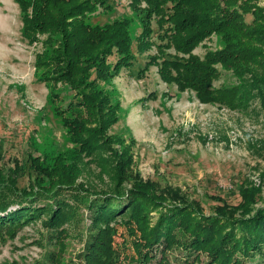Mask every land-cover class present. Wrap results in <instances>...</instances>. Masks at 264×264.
<instances>
[{"label": "trees", "instance_id": "trees-1", "mask_svg": "<svg viewBox=\"0 0 264 264\" xmlns=\"http://www.w3.org/2000/svg\"><path fill=\"white\" fill-rule=\"evenodd\" d=\"M22 20V37L30 45L43 40V51L35 57V75L48 84L54 111L76 146L60 154L53 166L43 170L49 185L19 190L16 180L0 173V234L15 237L20 229L42 215L46 227L60 224L68 203L63 192L91 212L89 240L74 260L58 258L36 264H171L168 254L175 249L188 253L182 264H196L202 255L206 264H248L256 254L264 257V205L260 188L240 186L237 205H217L206 215L196 206L160 193L148 182L135 180L121 189L128 177L131 155L128 147L113 150L122 140L108 135L117 123L116 108L106 107L108 98L98 88L135 61L132 20L119 19L104 26L90 20L107 0H13ZM260 0H131L141 31L136 38L137 53L151 47L152 20L164 30L166 44H158V55L150 58L162 81L179 91L194 92L203 104L246 105L257 98L264 111V6ZM144 2L145 7H137ZM249 18V20H247ZM211 35L220 37L219 49L204 59L192 51ZM173 48L178 55L166 54ZM218 66L231 72L235 83L219 89L213 82ZM146 68V67H145ZM63 83L67 97L57 84ZM61 101H63L61 103ZM109 153V168L116 181L111 192L91 193L77 182L82 175L83 157L101 159ZM108 159V158H107ZM103 161V160H102ZM37 171L39 164L31 160ZM102 168L106 172V165ZM94 197V198H92ZM42 202L43 205H37ZM13 207V208H12ZM118 227L134 236L133 227L147 242L148 250L139 259L124 256L115 247ZM137 252L139 242H134ZM193 259H190V258ZM126 264V263H125Z\"/></svg>", "mask_w": 264, "mask_h": 264}, {"label": "rangeland", "instance_id": "rangeland-1", "mask_svg": "<svg viewBox=\"0 0 264 264\" xmlns=\"http://www.w3.org/2000/svg\"><path fill=\"white\" fill-rule=\"evenodd\" d=\"M259 2L264 6V0ZM137 7L143 8L145 3ZM135 13L131 0H107L106 7L90 20L99 26L119 19L132 20L133 65L122 69L109 82L98 83L108 98L105 106L116 108L117 123L109 127L108 135L122 142L114 143L112 149L125 146L131 155L128 177L121 189L130 188L135 180L148 182L160 193L170 198L176 193L179 201L196 205L210 215L215 206L225 204L218 199L237 205L240 186L254 187L262 190L258 206H263L264 111L260 101L254 98L246 105L233 106L203 104L194 92L179 91L175 84H166L156 66H147L150 58L158 55L157 45L167 42L162 37L166 27L163 30L157 25L158 19L152 20L151 47L139 54L136 38L141 31ZM21 31L18 5L13 0H0V173L8 180H16L19 190H29L47 187L49 179L43 170L53 166L58 155L71 153L76 146L54 111L51 88L35 75V57L43 51L46 35L30 45ZM220 46V37L211 35L192 54L204 59ZM165 53L181 56L173 48ZM218 70L214 89L235 83L231 72L220 66ZM57 90L63 98L71 95L63 83L57 84ZM108 152H102L101 159L83 157L85 165L80 164L82 175L77 182L91 193L115 189L116 181L108 170L111 160ZM33 159L39 164L37 171L31 167ZM71 196L70 192H63L61 198L68 206L60 224L46 227L47 217L42 215L20 229L15 237L0 234V264L74 260L89 240L92 218L90 210ZM133 231L134 236L126 228L118 227L114 242L122 258L139 259L148 250L149 244L140 238V231L134 227ZM134 242H139L140 252L134 249ZM185 254L188 255L175 249L168 259L171 264H182ZM125 263L122 260L121 264ZM246 263L264 264V257L256 254ZM196 264H206L205 256Z\"/></svg>", "mask_w": 264, "mask_h": 264}]
</instances>
